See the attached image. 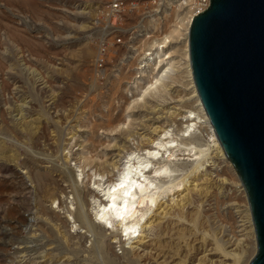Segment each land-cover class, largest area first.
<instances>
[{"label": "rangeland", "instance_id": "rangeland-1", "mask_svg": "<svg viewBox=\"0 0 264 264\" xmlns=\"http://www.w3.org/2000/svg\"><path fill=\"white\" fill-rule=\"evenodd\" d=\"M107 2L0 0V264H143L127 253L124 237L93 225L88 191L97 180L103 187L117 180L126 155L140 152L142 144L165 131L208 148L204 124L187 138L179 129L188 110L198 109L183 58L187 34L169 44V60L158 64L150 60L154 55L146 56L153 53L151 42L182 26L184 18L175 25L179 15H171V4L124 16L122 43L112 46L98 67V20ZM155 65L166 71L164 83L138 101ZM213 149L205 151L199 171L193 165L177 167L176 182L186 179L189 188L191 181L207 182L158 232L161 264H197L203 253L204 264H233L234 255L242 257L235 264H248L255 253L253 228V239L243 235L252 226L243 188ZM101 163L115 166L103 172ZM177 196L163 201L174 205ZM62 224L71 246L61 238ZM28 237L34 238L28 246L36 252L24 260L15 254L12 261L17 244Z\"/></svg>", "mask_w": 264, "mask_h": 264}, {"label": "water", "instance_id": "water-1", "mask_svg": "<svg viewBox=\"0 0 264 264\" xmlns=\"http://www.w3.org/2000/svg\"><path fill=\"white\" fill-rule=\"evenodd\" d=\"M191 79L241 184L264 264V0H209L187 34Z\"/></svg>", "mask_w": 264, "mask_h": 264}, {"label": "bare ground", "instance_id": "bare-ground-1", "mask_svg": "<svg viewBox=\"0 0 264 264\" xmlns=\"http://www.w3.org/2000/svg\"><path fill=\"white\" fill-rule=\"evenodd\" d=\"M186 23H187V26L184 25L186 27H184L185 29L183 28L184 33H181L179 31L181 30L182 26H178L177 29H173L171 30L170 33H167L163 35L161 38L152 41L150 50L153 53L152 54L148 53L146 54V56L154 55V57L151 58L150 60L158 59L157 61L158 64L165 60H169L171 58L170 56L171 52L166 51V49L169 47V44L175 43L176 39L180 37V35H184L185 37L186 34H188V29H189L188 20L186 21ZM183 47H184L183 58H185L187 61V64H186L187 72L186 73L188 75L190 85L192 87L191 97L195 99V103L198 109L196 112H192L188 110L187 113L189 114V116L188 117L185 116V121H184L185 125L183 128L181 127L179 129H180V133L182 134V138L183 137L187 138L191 136L194 130H196L197 128H200L201 125L204 124L208 129V134H207L208 143H209L207 145L208 148L206 150L196 148L195 146L191 145L185 140L172 138L169 134H167V131L165 132L163 131L164 132L163 135H161V137H159L158 139L154 141L152 140L149 144H145L146 142L142 144L141 145L142 149L140 150V152H137V153L132 152L126 155L125 160L123 162V166H122L123 168L120 169V173H119L117 180L111 179L110 181L108 180L109 182L106 181L107 184L105 185V187H103L104 185L103 184L101 185L98 180L97 182L93 181L94 183H93L92 189L88 191L92 195V201H93V207H92L93 218L91 219L93 225L100 226L102 229H105L106 231L110 230L111 235L113 237H116L115 236L116 234H118L120 238L124 237L123 240L126 241L128 244V247H126V250L128 249L127 253L128 254L130 253V255L133 256L132 258H134L135 260L139 262H142L143 264H161L162 263L164 259V255L161 254L162 250L161 251L158 250V247L156 246L157 245L156 237L158 235V232L160 231L161 227L165 225L167 222L169 224L168 220L170 219L172 215L171 213H173L174 211L176 212V210L183 209L188 203L190 204V201H192V199L194 200L196 193L201 192L200 190L203 189V188L200 189L197 187L200 186L202 182L203 183L207 182L206 179H203L201 177L202 179H199L200 181L198 180L199 181V182L197 181L198 183L194 182L195 180L191 181L193 182V184L191 185V188H189V186L188 187L186 186V183H187L186 179H185L186 182L184 181V179H180V181L176 182V179H178L177 178L178 176L177 167L193 165L192 169L194 170V172L199 171V169L202 166L201 164L203 162V161L201 162V159L204 157V155H206L205 151H208L211 148H214L216 152L219 153L220 155L219 157H224L223 152L214 135L212 127L210 126L207 120V117L202 109V106L199 102V99L197 97L196 91L192 83L191 73H190V68H189V61H188L187 39L184 40ZM161 56H165V58L162 59ZM170 63L172 62L170 61L169 65ZM149 65L144 64V67L149 66ZM155 67H158V69L154 74H152L154 76L150 77L148 84L142 88V91H141L142 94L139 97L138 101H142L143 97L149 94L151 91H157L160 87H162V84L164 83L163 81L164 79L162 78L166 71H163L162 73L161 71L163 70L161 69L162 66L159 67L158 65L157 66L155 65ZM179 122L180 123L178 124V121H177V124L180 126L181 121ZM113 163H110V164L101 163V164H98V167L99 168L101 167L102 171L104 172V171H107L108 167H112L114 169L115 165ZM95 175L102 177L101 174L95 173ZM188 184L190 185V183ZM71 188H74V187H71ZM79 191H77V194L78 196L79 195L81 196V192ZM177 192H178L177 197L179 198L177 199L178 200L177 202L175 201L176 203L174 205L164 203L166 202V201H163L164 198L173 197L174 193H177ZM54 200L56 199L53 198L52 202ZM75 215L77 217L76 219L78 220L79 212L75 213ZM246 216L248 217V215ZM81 223L83 225V222ZM61 226H62L61 231H59L60 229L57 230V228L55 230L61 232L62 234L61 238H63V241L67 245L71 246V243H70L71 236L68 234V232H66L65 230L66 228L63 226V224ZM252 228L253 226H251V228L249 229V232L248 231L246 232L245 231L246 229H245L244 230L245 233L244 234L242 233V234L248 238V235L251 234L252 232ZM252 235L253 234L249 236L253 239ZM31 238L32 237H28L27 241H25L23 238V240L17 244V247L15 249L16 251L14 252V256L15 254H18L21 260H24L30 252H33V251L34 253L36 252L37 250L36 248L32 246H28L29 245L28 243L30 242L32 243L34 241V238L33 240ZM30 239L32 241H30ZM253 251L255 252V249ZM203 254L198 257L197 264H202V263L204 264L203 261L205 260V255ZM16 256L11 258L12 261L13 260L16 261V258H17ZM239 257L237 258L235 257V255L232 257V259L234 260L233 264L239 262L238 260H241L242 257L241 258ZM159 258L161 259L160 261H158Z\"/></svg>", "mask_w": 264, "mask_h": 264}, {"label": "built area", "instance_id": "built-area-1", "mask_svg": "<svg viewBox=\"0 0 264 264\" xmlns=\"http://www.w3.org/2000/svg\"><path fill=\"white\" fill-rule=\"evenodd\" d=\"M173 2L176 3L175 7L172 5ZM167 4H171V15L174 16V13L179 15V19H176L175 25H177L179 20L184 18L183 21L179 22L184 27L187 20L189 26L192 17L208 8L209 0H108L98 20V26L102 30V37L98 43L95 64L101 67L109 56L110 48L122 43L120 34L124 30L120 26V20L124 16L132 12H137L148 5L162 8ZM107 34L110 35L109 38Z\"/></svg>", "mask_w": 264, "mask_h": 264}]
</instances>
